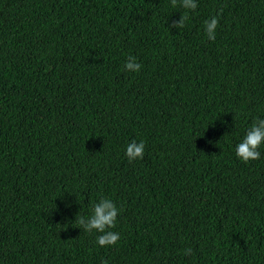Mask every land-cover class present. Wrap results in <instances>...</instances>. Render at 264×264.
Segmentation results:
<instances>
[{
	"label": "trees",
	"instance_id": "16d2710c",
	"mask_svg": "<svg viewBox=\"0 0 264 264\" xmlns=\"http://www.w3.org/2000/svg\"><path fill=\"white\" fill-rule=\"evenodd\" d=\"M196 3L176 29L170 0H0V264H264V144L235 156L264 119V0ZM101 198L112 247L75 222Z\"/></svg>",
	"mask_w": 264,
	"mask_h": 264
},
{
	"label": "clouds",
	"instance_id": "9594fccd",
	"mask_svg": "<svg viewBox=\"0 0 264 264\" xmlns=\"http://www.w3.org/2000/svg\"><path fill=\"white\" fill-rule=\"evenodd\" d=\"M173 8L180 7L185 9V13L180 15L179 20L173 21L169 28L182 29L189 19L188 12L195 11L197 8L196 0H170ZM219 13L204 21V32L209 41L216 39V29L219 23ZM141 65L136 61L134 56H128L124 70L132 73L139 72ZM264 144V119H253L250 127L247 129L243 139L235 146V156L241 162L247 164L249 161L257 160L260 157L259 148ZM145 143L141 140L137 143L135 140L130 141L125 148V156L129 163L134 160L143 159ZM120 209L109 198H101L98 202L93 203L91 213L88 216L76 215L75 222L85 233H97L96 244L99 247L115 246L121 239L120 233L113 231L116 227L117 217ZM192 249L184 250V255H191ZM102 264H107L102 261Z\"/></svg>",
	"mask_w": 264,
	"mask_h": 264
}]
</instances>
